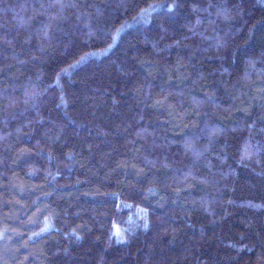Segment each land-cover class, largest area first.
Here are the masks:
<instances>
[{
	"label": "trees",
	"instance_id": "16d2710c",
	"mask_svg": "<svg viewBox=\"0 0 264 264\" xmlns=\"http://www.w3.org/2000/svg\"><path fill=\"white\" fill-rule=\"evenodd\" d=\"M0 264H264V0H0Z\"/></svg>",
	"mask_w": 264,
	"mask_h": 264
}]
</instances>
